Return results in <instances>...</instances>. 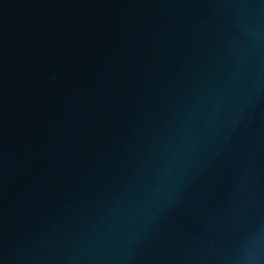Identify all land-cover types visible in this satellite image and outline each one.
<instances>
[{"label":"water","instance_id":"water-1","mask_svg":"<svg viewBox=\"0 0 264 264\" xmlns=\"http://www.w3.org/2000/svg\"><path fill=\"white\" fill-rule=\"evenodd\" d=\"M0 264H264V0H0Z\"/></svg>","mask_w":264,"mask_h":264}]
</instances>
